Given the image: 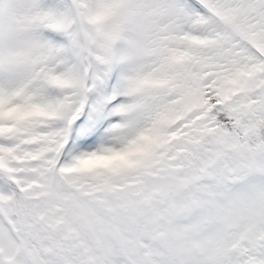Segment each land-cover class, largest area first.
<instances>
[{
  "label": "snow or ice",
  "instance_id": "1",
  "mask_svg": "<svg viewBox=\"0 0 264 264\" xmlns=\"http://www.w3.org/2000/svg\"><path fill=\"white\" fill-rule=\"evenodd\" d=\"M0 264H264V0H0Z\"/></svg>",
  "mask_w": 264,
  "mask_h": 264
}]
</instances>
